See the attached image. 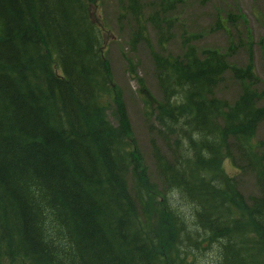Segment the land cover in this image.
<instances>
[{
    "label": "trees",
    "instance_id": "1",
    "mask_svg": "<svg viewBox=\"0 0 264 264\" xmlns=\"http://www.w3.org/2000/svg\"><path fill=\"white\" fill-rule=\"evenodd\" d=\"M100 1L0 0V264H264V141L254 142L264 91L253 65L192 45L183 59L153 53L156 117L175 135L169 157L153 146L160 192L114 81ZM129 1L148 42L143 0ZM228 70L242 87L233 103L215 92ZM244 174L259 191L248 199Z\"/></svg>",
    "mask_w": 264,
    "mask_h": 264
},
{
    "label": "rangeland",
    "instance_id": "2",
    "mask_svg": "<svg viewBox=\"0 0 264 264\" xmlns=\"http://www.w3.org/2000/svg\"><path fill=\"white\" fill-rule=\"evenodd\" d=\"M164 1H141L140 20L145 25L144 35L148 42L137 39L138 22L129 0H101L95 8V17L105 22V41L114 81L121 91L137 149L160 192H164L165 184L158 174L153 146L169 157L175 146V135L166 132L156 117V103L163 96L153 53L179 55L183 59L184 49L190 45L198 53L207 48L218 49L237 67L244 69L251 63L259 80L257 87L264 91V0H168L166 2H171L172 6L166 11L163 10ZM230 15L237 17L236 24L227 23ZM155 21L161 24L167 40L162 38ZM219 23L225 28L218 27ZM223 79L216 88V96L233 103L241 93V83L229 70ZM106 116L114 127L118 126L121 112L114 102L106 110ZM257 141H264V119L254 137V142ZM224 168L228 174L237 173L230 160L224 162ZM239 177V189L247 199L258 194L253 174Z\"/></svg>",
    "mask_w": 264,
    "mask_h": 264
},
{
    "label": "clouds",
    "instance_id": "3",
    "mask_svg": "<svg viewBox=\"0 0 264 264\" xmlns=\"http://www.w3.org/2000/svg\"><path fill=\"white\" fill-rule=\"evenodd\" d=\"M209 255H213V254H209ZM202 264H207V261H202Z\"/></svg>",
    "mask_w": 264,
    "mask_h": 264
}]
</instances>
